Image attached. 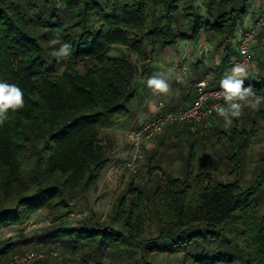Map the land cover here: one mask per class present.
Listing matches in <instances>:
<instances>
[{"label":"trees","instance_id":"trees-1","mask_svg":"<svg viewBox=\"0 0 264 264\" xmlns=\"http://www.w3.org/2000/svg\"><path fill=\"white\" fill-rule=\"evenodd\" d=\"M48 2L0 0V82L16 84L24 93V107L9 112L0 125V232L24 224L43 208L58 222L70 213L73 199L97 187L108 162L98 130L134 117L129 106L135 101L132 80L138 68L129 55H112L113 47L127 48L144 63L145 42L154 50L165 49L178 41L198 42L206 33L224 47L214 68L217 80L236 54L235 28L254 0H204L202 5L196 0ZM57 33L71 46L68 57L58 58L60 46L49 43ZM255 56L259 72L245 86L264 97V59ZM157 72L162 71L150 67L145 82ZM145 86L148 94L153 92ZM194 97L195 92L191 101ZM253 111L264 119L263 111ZM185 125L187 134L192 133L193 126ZM195 132L200 135L199 129ZM249 135L236 119L224 133L232 150L233 180L194 174L192 144L182 177L161 172L160 181L147 192L130 183V197H121L110 218L123 231L90 217L50 228L39 241L81 251L92 264H104V257L126 242L141 249L133 264H264L263 158L251 184L241 183V157ZM150 219L156 222L157 235L145 239ZM13 247L5 243L0 249V264ZM123 250L132 253L127 246ZM163 252L182 256L175 263L147 258ZM50 263L45 259L37 264Z\"/></svg>","mask_w":264,"mask_h":264},{"label":"rangeland","instance_id":"rangeland-1","mask_svg":"<svg viewBox=\"0 0 264 264\" xmlns=\"http://www.w3.org/2000/svg\"><path fill=\"white\" fill-rule=\"evenodd\" d=\"M48 5L53 2L59 5L60 0H48ZM204 0H196L198 5H202ZM263 0H254L250 9L249 17L257 15L262 6ZM44 28L40 27L38 32L43 33ZM208 43L209 51L207 55L202 58H198L196 46L197 43ZM198 42H188L187 48L190 49L193 60L187 62V73L180 74L177 70H173L172 66L178 63V56L183 49V41H178L171 47L165 49H152L151 45L145 42L148 59L144 63L140 62L137 56L133 53H129V50L125 47H113L112 55H129L131 61L137 65V73L132 80V86L135 88V101L130 104L134 117L120 122H113L109 126L100 128L98 130V140L105 147V154L108 158V162L101 170L97 187L91 191L82 194L79 198L73 199L71 202L70 213L62 220L58 222L52 221V215L48 208H43L35 212L28 221L22 225H14L4 228L0 232V249L5 243H13L14 247L7 255V259L4 264L8 262V259L13 254L24 253L27 250H39V249H53L57 246L52 242L42 243L39 241V236L47 232L48 229L58 227L62 223L66 225H76L80 220L89 219L93 217L94 221L99 224H112L115 229L122 230L120 222H112L110 219L119 203V200L123 195L130 197L127 193L130 183L135 186L139 185L145 192L153 189L160 181V174L164 172L173 177H182L185 173V162L188 157L190 145L193 144L195 151L194 162L192 163V169L194 174H209L214 181H231L233 175L230 173L232 170V163L230 162V153L224 131L229 132L231 125L221 123L217 126L205 128L203 131L199 126L192 127L190 134H187V130H184L185 124H176L175 126H169L165 128L160 135H157L153 140L155 141V148L146 152V159L142 163L140 170L137 174H131L128 171L118 166L127 156L128 142L126 137L118 135L115 132L119 128H137L139 126V119L135 118L138 110H143V104L145 102V85H146V72L150 67L159 69L166 73L167 70L171 72V77L167 76L168 83L170 85V92L178 93L183 90L194 89V76L199 67L203 66L201 72H209L214 69L221 61L224 54V47L218 44V39L208 36L203 33ZM257 56H261L264 59V31L258 38V47L256 48ZM180 60H183L181 58ZM200 61V62H199ZM62 70V68H61ZM60 70V72H61ZM85 68L80 64V71L84 72ZM212 73V70L211 72ZM215 79V70L213 76L209 78ZM167 95V93H162ZM259 109L264 110V101H262ZM253 109L245 107L242 111V115L238 118V124L240 127H247L248 131L251 129V123L254 122V127L258 128L250 135H264V119L256 118L252 116ZM217 116V114L215 115ZM263 121L261 125L260 121ZM201 129L200 135L195 131ZM185 131V132H183ZM259 133V134H258ZM264 140V138H263ZM264 159V149L254 154H246L241 157V163L243 169L241 173V183L243 186H248L254 180L256 172L260 164V160ZM112 166H115L113 170ZM118 169H117V168ZM155 167L160 168L159 171H151ZM151 171V172H150ZM262 195V208H264V192ZM157 235V225L153 219H150L146 225L145 239L154 238ZM32 238L31 243L22 242L24 239ZM241 241L240 238H237ZM128 247L132 251L129 255L128 251L123 250L124 247ZM61 259L51 260L50 264H92V261L86 260L81 251H73L65 248L62 244L57 248ZM141 255V249L133 247L132 244L126 242L122 246L116 247L115 251L111 252L110 256H106L103 259L104 264H133L134 261ZM182 253L168 254L167 252L150 254L147 258L149 260H155L159 262H177Z\"/></svg>","mask_w":264,"mask_h":264},{"label":"built area","instance_id":"built-area-1","mask_svg":"<svg viewBox=\"0 0 264 264\" xmlns=\"http://www.w3.org/2000/svg\"><path fill=\"white\" fill-rule=\"evenodd\" d=\"M264 31V0L259 13L252 19L244 20V22L235 28L234 43L236 46V54L231 58L229 67L225 74L217 80L204 75L195 82V97L184 106H178L173 109H166L164 101L154 102L153 116L142 123L137 128H119L114 133L126 137L129 144L126 158L118 165L122 169L131 174H137L142 163L146 159V152L150 142L160 134L165 128L175 124H189L194 127L197 125L204 128L210 126L209 121L216 115L213 111L209 115V109L214 105L222 104V100L216 98V93L220 91V81L230 72L234 64L243 63L248 67L249 77L259 72V63L255 56V50L258 47L259 35ZM183 44V49L178 56V63L172 66L173 70H177L180 74L187 73V62L193 60L190 49ZM198 58L205 57L209 51L208 43L198 42L196 46ZM183 58V60H180ZM149 60V59H148ZM260 96V95H257ZM262 97V96H260ZM115 170V166H112ZM117 168V167H116ZM118 169V168H117ZM59 242L55 246H59ZM57 248L27 250L24 253L15 254L11 257L8 264H37L45 259H61Z\"/></svg>","mask_w":264,"mask_h":264},{"label":"clouds","instance_id":"clouds-1","mask_svg":"<svg viewBox=\"0 0 264 264\" xmlns=\"http://www.w3.org/2000/svg\"><path fill=\"white\" fill-rule=\"evenodd\" d=\"M50 45H59L55 55L68 57L70 55V45L63 43L57 33L49 41ZM248 67L243 63L234 64L230 72L220 81V91L216 93V98L222 100V104L214 105L209 109V115L214 111L224 118L226 125H231L232 118H239L245 107L258 110L264 97L257 96L251 85L245 86L248 78ZM147 87L154 93H168L170 85L166 73L157 72L146 81ZM24 107V93L16 85L7 82H0V125L9 119V112H16Z\"/></svg>","mask_w":264,"mask_h":264},{"label":"crops","instance_id":"crops-1","mask_svg":"<svg viewBox=\"0 0 264 264\" xmlns=\"http://www.w3.org/2000/svg\"><path fill=\"white\" fill-rule=\"evenodd\" d=\"M249 14H251V13H249ZM249 14L245 17L244 20L252 19L256 16L255 15L253 17H251V16L249 17ZM183 42L185 43V41H183ZM189 42H193V41H189ZM201 70H203V66L199 67V69L197 70L198 72L195 73L194 85H195V82L198 81L199 79H201L204 75H208L209 77L213 76V71H214L213 68L211 69L212 73H210L211 70L209 72H206V71L201 72ZM170 74H171V72L169 70H167L166 75L169 76L170 78H172ZM211 79L214 80V77ZM193 88H194V86H193ZM194 92H195V88L188 90V91H186V90L179 91L178 93L170 92V93H167V95H165V94L163 95L162 93H154V92H151L149 94L146 93L145 102L143 104V110L142 109L138 110L136 112V115H135V118L139 119V126L153 116V114H154V102L161 100V101L165 102L166 107L173 106L174 108H176L178 106H184V105L188 104L189 102H191V99L194 96ZM181 94H184V95H181ZM185 95H189V97L185 98ZM260 110L264 112L263 109H260ZM134 114H135V112H134ZM252 116H255V111H253ZM233 119L234 120L236 119L238 121V118H232V120ZM221 123L225 124L224 118L217 115V116L212 117V119H210V121H209L210 126L209 127L217 126ZM260 123H261V125H263L262 120L260 121ZM200 128L203 131L205 130L204 127H200ZM257 128H258V126L256 125L254 127V122H252L250 134H252L253 131H255ZM130 129H132V128H130ZM201 129H199V130L201 131ZM251 130H252V132H251ZM224 132H226V131H224ZM158 135H160V134H158ZM263 138H264V135H260V134L259 135H249L242 156L243 155L246 156V154H252V153L254 154L255 150H256V152H259L260 150L262 151L264 149ZM227 145H228L229 149H231L230 145L229 144H227ZM154 148H155V141L152 140L149 144L147 151L153 150ZM127 152H128V150H127ZM230 154H232V151Z\"/></svg>","mask_w":264,"mask_h":264}]
</instances>
